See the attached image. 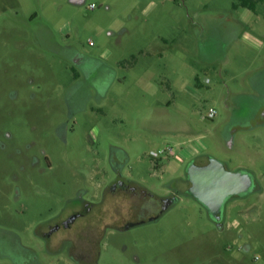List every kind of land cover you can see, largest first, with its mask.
Returning <instances> with one entry per match:
<instances>
[{
	"label": "rangeland",
	"instance_id": "rangeland-1",
	"mask_svg": "<svg viewBox=\"0 0 264 264\" xmlns=\"http://www.w3.org/2000/svg\"><path fill=\"white\" fill-rule=\"evenodd\" d=\"M235 2L21 0L0 14V264H83L94 238L92 264H264V2ZM210 158L256 182L222 228L189 192L190 162ZM119 174L176 198L153 221L92 226L74 259L46 241L102 191L100 217L135 220L140 202L108 188Z\"/></svg>",
	"mask_w": 264,
	"mask_h": 264
},
{
	"label": "flooded vegetation",
	"instance_id": "flooded-vegetation-1",
	"mask_svg": "<svg viewBox=\"0 0 264 264\" xmlns=\"http://www.w3.org/2000/svg\"><path fill=\"white\" fill-rule=\"evenodd\" d=\"M20 9H21V0H10L9 2L0 0V14H7L10 10H13L15 14H19ZM33 16L34 15H32L31 18H33ZM74 62L80 66L82 63H84L83 56L80 54H76V56L74 57ZM84 66H82V71L84 72L83 74H85L86 71ZM80 78H81V73L76 72L75 79H80ZM257 114L258 116H264V114L261 115V113L259 114V112ZM193 161L197 165H206L210 162V159H207L205 162H199V160L197 159ZM48 164L49 166H51L50 161ZM188 183L191 186V182L189 181V179H188ZM108 188L110 192L113 194V196L119 194H126L134 198L136 201L138 200L140 202V206L138 207L139 209H137V206H135L136 209L138 210L137 212H135L137 213L135 220H129L126 222V224L124 223L121 225L116 219L105 221L103 215H101L100 217L99 216V213L101 212L100 209L103 208L107 200V194L105 193V191H102L103 194L101 201L100 200L99 202H95L93 200L77 201L76 203H74L75 206L72 208V210H69L63 217L57 218L55 221H53L48 226L49 227L48 231L43 233V236L45 237L46 241L49 243L51 238H53L54 236L60 237L62 242L69 244L70 256L72 259H74L73 258L74 254H72L71 251L73 247H75L76 238L81 237L85 241H87L90 238L89 229L92 228V226L98 224V227L100 226L99 227L100 229L103 228L105 232L107 228L127 229L129 227L147 221H153L160 217V215L163 213V211L166 208V204L170 202V200H175L176 198L173 195L168 197H158L143 185L127 177H124L123 175L120 174L112 180ZM96 210H98L99 213H97ZM98 216L100 218H98ZM224 216H225V209L223 215L219 219L218 218L214 219L212 217V219L214 220V222H216L219 228H222ZM99 234L100 233H98V236ZM96 243H97V238L96 239L94 238L92 241L88 242V244H90L88 245V248L86 247L85 250L77 252L74 256L75 258L80 259L77 260V262L79 261V263H83V264H92L94 261L93 258L96 256L95 254L96 251L94 249Z\"/></svg>",
	"mask_w": 264,
	"mask_h": 264
},
{
	"label": "water",
	"instance_id": "water-1",
	"mask_svg": "<svg viewBox=\"0 0 264 264\" xmlns=\"http://www.w3.org/2000/svg\"><path fill=\"white\" fill-rule=\"evenodd\" d=\"M187 173L191 182L189 192L207 208L214 219L223 215L225 204L231 196L245 195L256 187L250 171H231L225 163L216 158H210L206 165L190 162ZM173 201L170 200L167 204Z\"/></svg>",
	"mask_w": 264,
	"mask_h": 264
},
{
	"label": "trees",
	"instance_id": "trees-1",
	"mask_svg": "<svg viewBox=\"0 0 264 264\" xmlns=\"http://www.w3.org/2000/svg\"><path fill=\"white\" fill-rule=\"evenodd\" d=\"M264 2V0H236L233 4L234 8L245 7L253 12H256L258 3Z\"/></svg>",
	"mask_w": 264,
	"mask_h": 264
},
{
	"label": "built area",
	"instance_id": "built-area-1",
	"mask_svg": "<svg viewBox=\"0 0 264 264\" xmlns=\"http://www.w3.org/2000/svg\"><path fill=\"white\" fill-rule=\"evenodd\" d=\"M92 44V42H91ZM217 112H216V109L213 108V107H210L208 109V113H207V117L208 118H214L216 116ZM163 153H173V148L171 147H168V148H165L164 150H160V151H157V152H154L152 155L153 157L155 158H159L162 156Z\"/></svg>",
	"mask_w": 264,
	"mask_h": 264
},
{
	"label": "crops",
	"instance_id": "crops-1",
	"mask_svg": "<svg viewBox=\"0 0 264 264\" xmlns=\"http://www.w3.org/2000/svg\"><path fill=\"white\" fill-rule=\"evenodd\" d=\"M4 1L9 2L10 0H4ZM81 1H82V0H81ZM246 128H249V126H246ZM171 148H172V147H171ZM173 151H174V148H173ZM189 151H190V152H188V153H189V155L191 156V155L196 154V151H197V150H194V149L190 148ZM170 154H172V153H170ZM170 154H168V155H170ZM244 170H245V169H244Z\"/></svg>",
	"mask_w": 264,
	"mask_h": 264
}]
</instances>
